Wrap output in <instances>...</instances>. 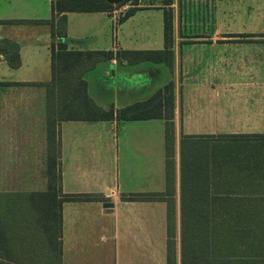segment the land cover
I'll use <instances>...</instances> for the list:
<instances>
[{"label":"crops","instance_id":"1","mask_svg":"<svg viewBox=\"0 0 264 264\" xmlns=\"http://www.w3.org/2000/svg\"><path fill=\"white\" fill-rule=\"evenodd\" d=\"M7 1L13 7L25 2ZM200 1L210 10L207 15L212 20L215 14L225 13L227 0ZM258 1L263 3L254 8L247 6L243 13H264V0H255ZM1 4L0 1V20H33L26 18L21 7L10 14L11 17H3ZM191 4L192 1L187 0L172 5V45L169 53L162 54L167 55L171 66L164 58L163 61L135 60L130 53L124 55V51L165 50L163 30L145 35L139 47H132L125 40H112L109 46L108 35L106 49H92L83 47L85 38L70 36L67 17V35L63 39L70 50H113L114 54H120V57L98 62L84 73L89 95L104 109L112 107L116 112L148 99L169 81L173 82L176 242L183 207L186 210L190 198L204 190L203 173L186 172L192 136L264 133V29L226 30L214 22L207 29H183L180 27L181 10L184 7V12L190 11ZM162 7L159 3L142 4L123 21H128L139 10ZM118 12L121 10L79 13H101L108 18L105 25L111 22L112 27H117L124 15ZM69 13L73 12L67 15ZM27 31H0V41L8 39L19 46L17 67L8 64L7 49L0 47V70L6 66L12 71L7 77L0 74V82L17 84L0 86V230L3 229L1 220H4L8 236L13 224L17 227V221H22L19 211L32 209L33 194L50 192L46 173L49 150L45 90L31 83L51 80V37L49 30L39 46V41L33 43ZM103 37L97 35L91 41L99 43ZM96 68L101 70V77L110 73L113 80L105 97L101 90L92 92L87 78ZM138 93H144L145 97L134 99ZM56 141L60 185L51 191L54 196L52 202L49 199V205L57 219L60 218L55 230L60 264H78L79 255L76 258L73 241L87 240L91 225L100 241L116 245L122 264H144L146 245L154 250L152 254L157 252V264H166L167 203L125 199L166 189L165 119L65 120L56 127ZM197 182L201 183L200 188L196 187ZM210 189L213 192L214 189ZM46 194L40 197L49 198ZM71 196L84 198L68 199ZM104 202L113 203L111 212H104ZM177 264H180V243H177Z\"/></svg>","mask_w":264,"mask_h":264},{"label":"trees","instance_id":"2","mask_svg":"<svg viewBox=\"0 0 264 264\" xmlns=\"http://www.w3.org/2000/svg\"><path fill=\"white\" fill-rule=\"evenodd\" d=\"M125 1H120L118 5H123ZM160 3L164 10L165 50L124 51V55L130 53L135 60L163 61L164 58L171 66L167 55L163 57L162 54L169 53L172 45L173 14L168 8L172 0H162ZM137 9V5L130 6L120 17V21L131 16ZM113 10L114 5L107 0H52V16L48 19L0 20V23L45 24L49 27L51 37V80L31 83L41 85L45 90L49 198L40 197L46 193H34L32 209L28 208L27 212L24 209L19 211L23 215L22 221H17V227L13 224L10 236L4 227L5 221L1 220L3 229L0 230V257L5 259H0V264H60L55 242L56 222L59 223L60 218L57 219L49 205V199L52 202L54 196L51 191L60 185L56 127L65 120L114 118L165 119L166 189L162 192L134 194L125 199L163 200L167 203L166 264H177L173 197V82L169 81L148 99L126 105L116 112L112 107L104 109L89 95L84 73L93 69L98 62L120 57V54H114L113 50H70L63 40L67 35L68 12ZM0 47L7 49L8 64L17 67L18 44L3 39ZM15 84L0 82V86ZM216 141L219 144L215 152L192 156L187 161L186 172L203 173L204 190L190 198L187 211L184 207L182 210L180 264H264V133L221 134ZM195 184L200 188V182ZM210 188L214 189L213 192ZM217 189L220 191L217 192ZM83 198L84 196L68 197ZM184 203L183 200V206Z\"/></svg>","mask_w":264,"mask_h":264},{"label":"rangeland","instance_id":"3","mask_svg":"<svg viewBox=\"0 0 264 264\" xmlns=\"http://www.w3.org/2000/svg\"><path fill=\"white\" fill-rule=\"evenodd\" d=\"M1 7L4 8L2 11L3 17H11L12 13L17 9L25 11L24 14L27 15L28 19H47L52 16L50 10L51 3L49 0H25L24 4L19 6L16 4H10L7 0H0ZM7 1V2H6ZM52 1V0H51ZM177 1L184 2L187 0H172V3L168 7L172 12L173 3ZM190 11L184 12L181 10V28H192V29H207L211 28V24L214 22L219 25L220 28L226 30H237V29H247V30H263L264 29V13H243L244 8L250 5L252 8L258 7L262 1L255 0H227V7L224 14H215L214 20L208 18L207 13L210 12L205 4H202L200 0H191ZM120 1L110 2L114 5V9L121 10L118 12L119 15L125 14L126 10L130 6H140L142 4H161L162 0H126L123 5H118ZM118 5V6H117ZM125 7V8H123ZM123 8V10L121 9ZM147 10V11H143ZM139 10L134 16H132L128 21H120L117 27H112L111 22L105 25L104 21H107L105 15L101 13H69L68 17V28L71 37H81L85 38V44L83 47L96 48L104 47L106 49L108 42L109 46L111 41H128L132 47H139L142 40H144L145 35H154L157 31L163 30V15L164 10L160 8L143 9ZM20 13V12H18ZM173 13V12H172ZM11 14V15H10ZM104 16L105 19L104 20ZM103 18V20H102ZM88 19V20H86ZM103 21V22H102ZM15 30H29L27 31L32 39L33 43L39 41V46L43 39V35L49 33L48 26L45 24H28V25H10L2 24L0 25V31L2 33H14ZM31 30V31H30ZM97 35L104 36L103 40L99 43L91 41L95 39ZM108 42H107V36ZM104 65V64H101ZM100 65V66H101ZM6 68V69H5ZM26 67H24L25 69ZM111 70V69H110ZM8 72H12L4 66V69L0 70L2 77H7ZM101 70L96 68L87 74V78L90 82L92 92L100 91L103 97L107 96L110 92L108 88L112 84V78L110 73L101 77ZM96 84V85H95ZM99 94V93H98ZM144 93H138L135 95L134 99H140ZM105 103V98L102 100ZM220 135V134H219ZM219 135H198L192 136L193 142L192 147L187 152V157L192 158V156H198L199 154L207 153L212 154L218 148ZM119 138L121 141L122 134L119 133ZM119 175L121 174V164L119 162ZM87 240L75 239L72 247L74 248V253L76 252V258L79 255L78 264H122L120 261V252H118L116 245L111 243H104L97 238V232L94 231V226L91 225L87 231ZM180 243V236L177 238L176 244ZM147 255L144 264H157L158 255L157 252L153 253L154 250L150 249L149 245H146ZM142 264V263H141Z\"/></svg>","mask_w":264,"mask_h":264},{"label":"water","instance_id":"4","mask_svg":"<svg viewBox=\"0 0 264 264\" xmlns=\"http://www.w3.org/2000/svg\"><path fill=\"white\" fill-rule=\"evenodd\" d=\"M107 1H109V2H113V1H122V0H107ZM3 52H5L4 50H2ZM113 207V203L112 202H104L103 203V208H105L104 209V212L105 213H109V212H111L112 210H111V208Z\"/></svg>","mask_w":264,"mask_h":264}]
</instances>
